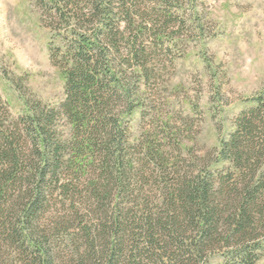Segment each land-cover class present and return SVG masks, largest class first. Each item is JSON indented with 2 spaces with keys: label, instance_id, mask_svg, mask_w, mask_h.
I'll return each instance as SVG.
<instances>
[{
  "label": "trees",
  "instance_id": "obj_1",
  "mask_svg": "<svg viewBox=\"0 0 264 264\" xmlns=\"http://www.w3.org/2000/svg\"><path fill=\"white\" fill-rule=\"evenodd\" d=\"M46 1L66 34L50 55L62 69L64 98L49 106L20 94L25 112L13 118L0 97V264H199L218 245L237 250L223 264H255L246 243L264 214V90L196 173L148 139L131 143L124 122L148 78L146 35L161 40L155 28L176 22V11L194 0L151 1L150 8L144 0ZM219 160L237 175L211 173ZM155 169L163 181L170 176L159 188V214L149 196L138 200ZM53 210L65 213L52 222Z\"/></svg>",
  "mask_w": 264,
  "mask_h": 264
},
{
  "label": "rangeland",
  "instance_id": "obj_2",
  "mask_svg": "<svg viewBox=\"0 0 264 264\" xmlns=\"http://www.w3.org/2000/svg\"><path fill=\"white\" fill-rule=\"evenodd\" d=\"M151 1L157 2L144 0L141 4L150 8L154 4ZM47 2L0 0V97L13 118L25 112L20 94L49 106H58L64 98L62 69L50 55L52 48L64 44L66 34L48 15L51 4ZM149 14L142 16L152 19ZM177 14L180 17L176 22L155 28L161 40H156L153 33L145 37L149 74L138 84L135 97L140 96L139 104L124 122L131 143L148 139L171 162L194 165L196 173L201 170L198 160L216 156L220 141L234 130L237 116L253 106L254 98L264 90V0H194ZM131 79L137 86V79ZM175 145L180 152L172 151ZM141 149L139 146L136 154ZM208 170L215 174L235 170L233 177L238 173L222 160L212 163ZM153 172L156 181L144 182L145 191L138 200L149 196L159 214V188L170 176H162L163 181L159 170ZM261 201L264 210V191ZM52 212L46 215L52 222L56 213H65ZM255 220L260 224L258 236L246 246L258 254L255 264H264V214ZM63 245L68 246V242ZM63 245L58 249L64 256L61 260L69 262V248L65 250ZM230 248H211L198 263H230L237 257V250Z\"/></svg>",
  "mask_w": 264,
  "mask_h": 264
}]
</instances>
